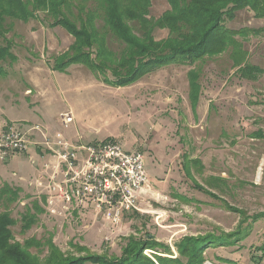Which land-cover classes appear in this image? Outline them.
Wrapping results in <instances>:
<instances>
[{
	"label": "rangeland",
	"instance_id": "374dc122",
	"mask_svg": "<svg viewBox=\"0 0 264 264\" xmlns=\"http://www.w3.org/2000/svg\"><path fill=\"white\" fill-rule=\"evenodd\" d=\"M151 8L157 17L170 7L154 0ZM227 26L264 27V18L243 9ZM166 34L158 30L156 36ZM9 38L16 58L1 61L7 73L0 76V127L39 125L72 141L79 134L85 143L119 140L126 150L144 153L150 180L138 204L143 211L126 212L114 226L93 208L65 210L59 203L56 213L50 211L31 184L43 161L35 145L0 162V189L3 183L18 189L9 203L15 219L10 228L37 264H50L53 253L69 260L119 257L129 236L145 234L169 243L176 254L174 243L182 235L233 232L249 223L250 235L230 247H208L202 260L264 264V72L240 77L225 52L192 66H164L116 87L82 63L55 68L75 42L60 25L17 20ZM239 39L247 61L264 68V31ZM65 111L75 116L69 127L60 119ZM184 156L200 159L198 166L192 163L191 175ZM5 210L0 205V212ZM223 254L233 263L219 262L217 255Z\"/></svg>",
	"mask_w": 264,
	"mask_h": 264
},
{
	"label": "trees",
	"instance_id": "16d2710c",
	"mask_svg": "<svg viewBox=\"0 0 264 264\" xmlns=\"http://www.w3.org/2000/svg\"><path fill=\"white\" fill-rule=\"evenodd\" d=\"M153 1L0 0V76L7 73L1 61L16 58L9 35L17 20L25 23L40 20L47 26L64 27L75 37V42L69 55L55 60V68L65 70L73 62L82 63L101 81L116 87L130 85L164 66H192L225 52L229 53L240 77L257 78L264 72L261 66L247 61L248 50L239 39L249 34L258 35L264 27L227 26V22L234 20L243 9L252 10L257 18H264V0H166L170 8L157 17L152 15ZM158 30H166V37H157ZM199 162V158L184 156L186 174L191 175L192 163L198 166ZM3 185L0 205L6 210L0 212V264H37L24 245L14 239L10 228L15 219L8 210L9 203L15 200L18 189H13L8 183ZM28 217L26 225L32 222ZM26 225L24 223L23 226ZM250 227L251 223L241 225L233 232L183 235L174 243L178 251L176 257L169 243L145 234L129 236L119 257L94 254L80 260L65 258L63 262V256L53 253L48 262L204 264L207 260H202V257L208 247L233 246L250 235ZM147 249L154 251L151 256L145 252Z\"/></svg>",
	"mask_w": 264,
	"mask_h": 264
},
{
	"label": "built area",
	"instance_id": "2783aa9c",
	"mask_svg": "<svg viewBox=\"0 0 264 264\" xmlns=\"http://www.w3.org/2000/svg\"><path fill=\"white\" fill-rule=\"evenodd\" d=\"M60 119L66 127L75 122L73 111L63 112ZM33 145L43 161L31 184L46 198L51 212H57L59 203L65 210L93 208L119 226L126 212L143 211L138 204L150 180L142 151L126 150L113 138L72 141L62 132L49 135L39 125L27 129L0 127V162L26 153ZM145 252L151 256L154 251Z\"/></svg>",
	"mask_w": 264,
	"mask_h": 264
},
{
	"label": "crops",
	"instance_id": "0c3cea01",
	"mask_svg": "<svg viewBox=\"0 0 264 264\" xmlns=\"http://www.w3.org/2000/svg\"><path fill=\"white\" fill-rule=\"evenodd\" d=\"M48 105L49 106H51L52 104L49 102L48 103ZM103 105H105V104H103ZM103 105H98V106H103ZM71 108H73L72 106H70ZM75 137H78V140H82V137L78 134V135H76ZM83 141V140H82ZM15 157V156H14ZM14 157H12V158H14ZM12 158H10V159H12ZM191 158H198V157H191ZM6 162V161H5ZM40 167L41 166H39V165H37L35 168H36V170H37V174L40 172ZM183 236V235H182ZM175 248V247H174ZM221 248H223V247H221ZM177 254H178V252L175 254V257L177 256ZM205 255H206V253H205ZM217 259L219 260V262H221V263H223V262H225V263H233V260H231L229 257H227V255H224L223 254V256H219V255H217ZM207 261H205L204 262V264H207V263H209L208 261H209V259L207 258L206 259Z\"/></svg>",
	"mask_w": 264,
	"mask_h": 264
}]
</instances>
